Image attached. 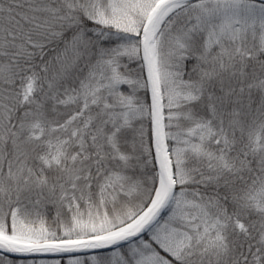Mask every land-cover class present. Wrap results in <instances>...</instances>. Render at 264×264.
<instances>
[{
  "label": "snow or ice",
  "instance_id": "6c2138e0",
  "mask_svg": "<svg viewBox=\"0 0 264 264\" xmlns=\"http://www.w3.org/2000/svg\"><path fill=\"white\" fill-rule=\"evenodd\" d=\"M0 264H264V0H0Z\"/></svg>",
  "mask_w": 264,
  "mask_h": 264
}]
</instances>
